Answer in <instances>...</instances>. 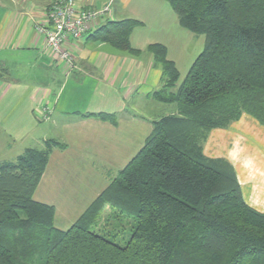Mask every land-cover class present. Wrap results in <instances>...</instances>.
I'll use <instances>...</instances> for the list:
<instances>
[{
    "label": "trees",
    "instance_id": "trees-1",
    "mask_svg": "<svg viewBox=\"0 0 264 264\" xmlns=\"http://www.w3.org/2000/svg\"><path fill=\"white\" fill-rule=\"evenodd\" d=\"M165 1L204 36L179 82L166 48L146 47L162 69L153 97L172 110L67 229L33 199L50 149L66 144L47 140L0 164V264H264V213L244 202L232 165L202 151L211 129L242 113L264 125V0ZM138 24L107 20L97 36L138 53L129 42Z\"/></svg>",
    "mask_w": 264,
    "mask_h": 264
},
{
    "label": "crops",
    "instance_id": "crops-1",
    "mask_svg": "<svg viewBox=\"0 0 264 264\" xmlns=\"http://www.w3.org/2000/svg\"><path fill=\"white\" fill-rule=\"evenodd\" d=\"M49 1L0 0V164L45 149L47 140L66 144L50 149L33 199L52 206L53 225L67 229L138 152L151 122L172 110L153 97L162 69L146 47L164 46L180 72L179 64L188 69L203 41L190 48L193 34L179 26L165 0H113L108 14L88 23L84 37L67 41L75 62L68 71L36 30ZM105 1L79 0L91 7ZM126 18L140 22L129 35L138 53L97 36L107 20ZM9 67L20 75L10 76ZM98 113L115 122L88 115ZM202 151L228 161L244 202L264 213V125L242 113L227 127L211 129Z\"/></svg>",
    "mask_w": 264,
    "mask_h": 264
},
{
    "label": "built area",
    "instance_id": "built-area-1",
    "mask_svg": "<svg viewBox=\"0 0 264 264\" xmlns=\"http://www.w3.org/2000/svg\"><path fill=\"white\" fill-rule=\"evenodd\" d=\"M112 1L107 0L99 7H91L83 6L79 0H50L46 7V19L38 23L36 30L44 36L49 54L62 61L66 70L75 67L67 41L71 39L75 44L84 37L88 23L108 14Z\"/></svg>",
    "mask_w": 264,
    "mask_h": 264
},
{
    "label": "rangeland",
    "instance_id": "rangeland-1",
    "mask_svg": "<svg viewBox=\"0 0 264 264\" xmlns=\"http://www.w3.org/2000/svg\"><path fill=\"white\" fill-rule=\"evenodd\" d=\"M107 1V0H106ZM168 4V3H167ZM111 8H112V3H111ZM111 10V9H110ZM171 10V12H172V14L173 15H175L174 14V12H173V10L172 9H170ZM180 26V25H179ZM181 27V26H180ZM183 28V27H182ZM183 29H185V28H183ZM186 30V29H185ZM188 31V30H187ZM188 32H190V31H188ZM193 34V39H191V42H190V48L191 49H193V47H194V45H196L199 41H200V38L202 39V41H203V39H204V36L203 35H197V34H194V33H192ZM198 49H200V48H198ZM10 66H11V64H10ZM187 64L186 63H184L183 65H181V64H179V70H180V72H179V79H178V82L184 77V75H185V73H186V69H187ZM73 69V68H72ZM9 71H10V76H19L20 75V72H18L17 70H15L13 67H9ZM2 72H0V74H1ZM160 84H162V83H160ZM160 88V87H159ZM47 112H49V111H45V110H43L42 111V118H47ZM109 213V209H107V208H104V211H103V214H102V216L104 217V216H106L107 214Z\"/></svg>",
    "mask_w": 264,
    "mask_h": 264
}]
</instances>
